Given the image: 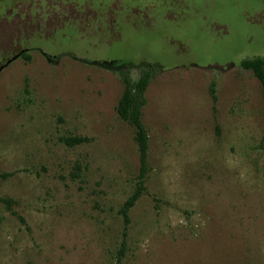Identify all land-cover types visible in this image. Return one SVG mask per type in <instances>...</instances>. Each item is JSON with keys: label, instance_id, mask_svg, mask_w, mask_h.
Masks as SVG:
<instances>
[{"label": "rangeland", "instance_id": "rangeland-1", "mask_svg": "<svg viewBox=\"0 0 264 264\" xmlns=\"http://www.w3.org/2000/svg\"><path fill=\"white\" fill-rule=\"evenodd\" d=\"M19 3L0 0V66L29 55L0 69V264H264V106L240 67L264 58V0ZM116 60L153 73L126 225L134 130L118 72L93 64Z\"/></svg>", "mask_w": 264, "mask_h": 264}, {"label": "trees", "instance_id": "trees-1", "mask_svg": "<svg viewBox=\"0 0 264 264\" xmlns=\"http://www.w3.org/2000/svg\"><path fill=\"white\" fill-rule=\"evenodd\" d=\"M26 60L29 59L28 55L24 54ZM93 64L116 70L120 76V80L123 84V91L116 105V112L118 117L128 123L134 130V140L137 145L139 155V171L137 174V185L134 192L124 201L120 207L119 213L122 216L124 224L129 223L128 212L134 205L136 200L141 195L144 189V180L147 173V156H148V133L142 121V108L146 104V89L152 78V69L150 66L140 65L135 69L139 71V75L136 78L129 76V70L134 68V65L128 61H99L93 62ZM240 67L245 70H249L254 77L258 79L261 86V94L264 106V58H244L240 62ZM209 93L212 103L217 101L215 84L212 82L209 85ZM67 145H75L86 141V138L80 136L69 137L63 140ZM0 202L9 206L10 199L0 197ZM125 235V232L123 233ZM124 245L122 241V246ZM120 252V251H119Z\"/></svg>", "mask_w": 264, "mask_h": 264}, {"label": "flooded vegetation", "instance_id": "flooded-vegetation-1", "mask_svg": "<svg viewBox=\"0 0 264 264\" xmlns=\"http://www.w3.org/2000/svg\"><path fill=\"white\" fill-rule=\"evenodd\" d=\"M16 1H17V2H16ZM20 1H21V0H20ZM20 1H19V0H12V3H14L15 6H17V5L19 6V4H20L19 2H20ZM13 8H14V7H13ZM13 8H11L10 11H12ZM16 11H17V10H16ZM28 14H29V13H26L25 11H23V12H18V11H17L16 14H15V13H12V15H15V16L17 17V19L20 20V22H19L18 25H17V33H18V34H19V33H20V34H24V32L26 31V30H25V28H26V26H25L26 20H27V23H29V24L32 22L30 18H29V19L26 18V16H27ZM0 16H1V14H0ZM0 18H1V19H2V18L7 19L8 17L2 15ZM9 19H10V18H9ZM25 49H26V48L22 47V49L17 50L16 53H13V54L9 55V56H10L9 59H8V58H5L3 64L0 66V69L3 68L4 66H7L11 61H13V60H15V59H17V58H19V57H22L23 59H25L24 54H25V55H28V53L25 51ZM28 56H29V55H28ZM44 56H45V55H44ZM45 58L48 59V57H46V56H45ZM25 60H26V59H25Z\"/></svg>", "mask_w": 264, "mask_h": 264}]
</instances>
